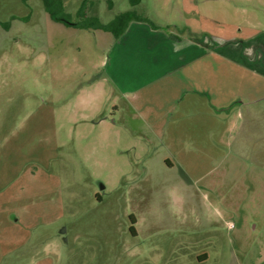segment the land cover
Segmentation results:
<instances>
[{
    "label": "rangeland",
    "instance_id": "rangeland-1",
    "mask_svg": "<svg viewBox=\"0 0 264 264\" xmlns=\"http://www.w3.org/2000/svg\"><path fill=\"white\" fill-rule=\"evenodd\" d=\"M47 1L72 22L84 5L106 23L187 17L181 0ZM229 1L214 15H234ZM103 32L52 20L44 0H0V264H264V169L244 163L264 165V122L261 139L243 133L263 103L204 68L178 77L203 97L179 84L173 106L137 113L103 78Z\"/></svg>",
    "mask_w": 264,
    "mask_h": 264
},
{
    "label": "crops",
    "instance_id": "crops-1",
    "mask_svg": "<svg viewBox=\"0 0 264 264\" xmlns=\"http://www.w3.org/2000/svg\"><path fill=\"white\" fill-rule=\"evenodd\" d=\"M196 1L199 3L198 0H181L187 16L182 27L167 24L166 27L170 26V29H165L162 25L154 27L151 23L134 21L119 39L103 32L108 41L109 53L107 73L103 78L115 86L135 112L154 117L158 110L166 108L168 102L173 106L179 97V84L194 95L203 97L200 83H197L196 89H191L185 85L182 77H178L183 74L195 77L197 81L192 71L195 69L199 72L204 68L211 69L217 80L238 85L240 90L235 96L242 105L245 101L264 105V25L258 21L264 18V0H230L236 7L234 15L225 14L223 10L214 15V9L210 7L211 0H204V9L197 12ZM135 2V5L132 4L134 7L140 4V0ZM203 20L221 27L216 32L201 27ZM231 24L233 29L227 28ZM210 58V64L214 63V66H208ZM223 83L218 87L222 88ZM245 85L256 95L249 96L242 92ZM246 115L242 114V117ZM248 116V121H255L243 131L250 144L249 137L255 136L253 132L257 133V139L264 138V132L260 137L254 131L262 127L264 113L257 117ZM260 152H263L262 148ZM252 160L251 163L244 162L245 168L261 172L264 169L263 162L259 158ZM252 180L249 177L248 183L255 185Z\"/></svg>",
    "mask_w": 264,
    "mask_h": 264
},
{
    "label": "trees",
    "instance_id": "trees-1",
    "mask_svg": "<svg viewBox=\"0 0 264 264\" xmlns=\"http://www.w3.org/2000/svg\"><path fill=\"white\" fill-rule=\"evenodd\" d=\"M44 2L45 8L49 12V15L52 20L57 22H63L67 25L74 26L79 29H98L106 31V33H111L116 39H119L120 36L127 31L130 24L134 21H142L149 24L151 23L152 26L158 27L154 25L151 20L142 16V14H140L135 9L128 10L126 12L123 11L115 15L109 23H106L101 21V19L97 16H88L85 5L79 11L78 16L80 17V19L77 22H72L66 17L64 18L63 16L57 15L56 12L53 11L51 4L47 0H44ZM135 3L136 2L133 1L132 4L135 5ZM165 29H170V26L165 27Z\"/></svg>",
    "mask_w": 264,
    "mask_h": 264
},
{
    "label": "flooded vegetation",
    "instance_id": "flooded-vegetation-1",
    "mask_svg": "<svg viewBox=\"0 0 264 264\" xmlns=\"http://www.w3.org/2000/svg\"><path fill=\"white\" fill-rule=\"evenodd\" d=\"M134 222H135V221H134ZM132 228H133V231H132V232H133V234H135V233H136V232H135V231H136V229H135L134 227H132Z\"/></svg>",
    "mask_w": 264,
    "mask_h": 264
}]
</instances>
